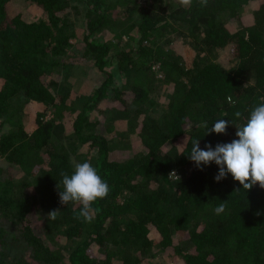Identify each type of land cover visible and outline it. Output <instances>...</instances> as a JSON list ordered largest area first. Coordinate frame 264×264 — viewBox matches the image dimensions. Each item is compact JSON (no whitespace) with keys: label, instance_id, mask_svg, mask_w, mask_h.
Segmentation results:
<instances>
[{"label":"trees","instance_id":"16d2710c","mask_svg":"<svg viewBox=\"0 0 264 264\" xmlns=\"http://www.w3.org/2000/svg\"><path fill=\"white\" fill-rule=\"evenodd\" d=\"M15 1L0 0V157L24 176L0 177V264H264V188L216 182L214 162L189 158L193 140L235 139L264 97V0ZM79 5L84 48L72 57ZM77 62L102 76L89 92L60 81ZM218 119L226 134L208 133ZM57 128L109 185L90 221L59 202L75 162ZM116 141L139 149L116 157Z\"/></svg>","mask_w":264,"mask_h":264},{"label":"clouds","instance_id":"9594fccd","mask_svg":"<svg viewBox=\"0 0 264 264\" xmlns=\"http://www.w3.org/2000/svg\"><path fill=\"white\" fill-rule=\"evenodd\" d=\"M200 3L206 6L207 0H200ZM180 4L190 6L191 0H180ZM235 116L240 118L241 113L237 111ZM228 125V120L218 119L209 128L208 133L226 134ZM202 126L208 127L206 123ZM235 136L230 143H218L214 148L208 144L204 149L200 148L199 140H193L190 160L197 168L214 162L219 169L214 177L216 182L230 174L246 191L256 184L264 188V97L252 108L246 122L236 127ZM171 175L176 176L174 172ZM61 176L62 188L57 185L60 204H80L81 209L75 218L90 221L92 204L108 196L109 185L87 161L74 163L73 171L70 174L62 172ZM225 204L226 202H221L214 212L217 215L224 212ZM59 212V209L52 210L48 213V218L54 220Z\"/></svg>","mask_w":264,"mask_h":264},{"label":"rangeland","instance_id":"374dc122","mask_svg":"<svg viewBox=\"0 0 264 264\" xmlns=\"http://www.w3.org/2000/svg\"><path fill=\"white\" fill-rule=\"evenodd\" d=\"M74 4H77L75 1ZM78 5V4H77ZM22 3L21 0H16L13 4V8H21ZM80 10H71L70 17L76 26L77 35L71 39L72 47L70 48V55L72 57H77L83 53L84 44L82 42V31L84 24L83 11L84 8L82 5H79ZM178 38V37H176ZM126 39V38H125ZM219 60L224 64H228L230 58L227 51H222L219 55ZM158 77H162L161 71L156 72ZM102 80V76L99 71L95 68V66L91 62L80 63L77 62L75 64L66 67L60 73V81L64 84L70 85L74 87L78 92L86 93L92 90L96 85H98ZM169 90L167 93L166 99H168ZM10 127L9 124L0 125V135ZM55 143L56 144H65L67 148L72 152L74 162H79L76 154L82 152V147L79 145L73 135L68 134L64 128H57L55 130ZM136 145V146H135ZM116 149L114 150V154L116 157H124L129 156L131 153L135 152L139 149L137 144H131V142H122L116 141L115 143ZM138 147V148H137ZM81 148V149H80ZM80 150V151H79ZM13 176L20 180L24 176V172H21L16 166L10 165L5 159L0 157V177ZM26 253V251H24ZM11 254L9 253V256ZM165 260L162 262L163 264H174V260L172 258H167L165 255L161 256V260Z\"/></svg>","mask_w":264,"mask_h":264}]
</instances>
